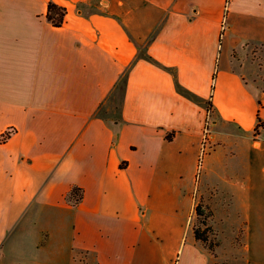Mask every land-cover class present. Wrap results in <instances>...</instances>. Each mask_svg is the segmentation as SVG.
I'll return each instance as SVG.
<instances>
[{
  "label": "crops",
  "instance_id": "0c3cea01",
  "mask_svg": "<svg viewBox=\"0 0 264 264\" xmlns=\"http://www.w3.org/2000/svg\"><path fill=\"white\" fill-rule=\"evenodd\" d=\"M258 19L264 0H0V264H51L14 256V235L45 250L52 207L73 238L64 264H217L190 219L197 198L215 220L221 197L237 264H264V81L228 55Z\"/></svg>",
  "mask_w": 264,
  "mask_h": 264
},
{
  "label": "rangeland",
  "instance_id": "374dc122",
  "mask_svg": "<svg viewBox=\"0 0 264 264\" xmlns=\"http://www.w3.org/2000/svg\"><path fill=\"white\" fill-rule=\"evenodd\" d=\"M264 28V23L262 20L258 19L253 21L252 23H247L244 25V30L240 34L243 37V42H232V44L228 47V55L230 56L232 61H237L238 64H245L250 69L251 74L259 79L264 81V43L253 41L255 39L254 35L261 31ZM239 35V36H240ZM227 38L226 33L224 31V36H222L223 40ZM264 90V84H262ZM258 126H262L261 123ZM258 129V127H257ZM256 129V130H257ZM7 134H4V137ZM256 131L254 134V138L256 139ZM223 150L222 154L229 152L230 148H234L233 144L234 137L229 132H224ZM257 142L264 143V141ZM212 146L210 149H213L215 143L211 139ZM208 150L207 152L211 151ZM225 153L223 154L222 160H225ZM231 162L244 160L241 157H229ZM215 180V178H213ZM222 186V184H221ZM71 193V192H70ZM68 202L75 203L78 202L82 192H78L75 197L70 196L68 194ZM202 203L203 201L196 198V204ZM188 203L187 198L181 197L180 204L186 205ZM228 198L221 197V199L217 200V213L215 220L213 217H209L207 219V224L202 223V218L197 217L195 215L190 219V224L194 227L199 228L200 230H208V226H211L212 230H209L210 240L213 244H215L216 255L212 253L214 257H218L219 255L224 258L226 261L220 262L217 264H237L238 258L241 257L242 253L246 251H242L240 247H238L235 243H233V239L236 236V240L241 239L242 233L238 231V226L240 225V219L236 212V207L234 202H231L228 206ZM204 206L206 204L204 203ZM207 210L212 209L211 205H207ZM214 211V210H213ZM67 218L65 212L63 210L52 207L50 211L46 212V214L42 217L43 225L49 227L51 233L50 244L42 250H38L37 248L33 249L30 242L33 234L27 232V229L23 231H19L14 235V242L16 248L14 250V256H22V257H31V258H45L50 259L51 264H64L65 260L70 257L71 248L70 244L73 243V238L70 232L68 231L67 226H64V220ZM213 220L215 223H213ZM215 224V227H214ZM241 230L243 227L240 228ZM238 231V232H237ZM237 232V233H236ZM50 235V234H48Z\"/></svg>",
  "mask_w": 264,
  "mask_h": 264
},
{
  "label": "trees",
  "instance_id": "16d2710c",
  "mask_svg": "<svg viewBox=\"0 0 264 264\" xmlns=\"http://www.w3.org/2000/svg\"><path fill=\"white\" fill-rule=\"evenodd\" d=\"M64 14H65L64 8L58 6L57 4L53 2H49L47 16L54 23V25L56 26L62 25ZM211 107H212V102L210 101L209 109H211ZM79 191L82 192L81 188L73 187L71 190L70 196L75 197ZM206 207L207 206H204V204L201 202L197 203L195 207V213L197 217L202 218L203 224H207V219L209 217H213L214 215V211L212 209L207 210ZM209 230H212L211 226H208V230H200L199 228L194 227L195 237L196 239L202 241L205 244V246L208 247V249L214 255H216L215 244H213L212 241L210 240Z\"/></svg>",
  "mask_w": 264,
  "mask_h": 264
},
{
  "label": "built area",
  "instance_id": "2783aa9c",
  "mask_svg": "<svg viewBox=\"0 0 264 264\" xmlns=\"http://www.w3.org/2000/svg\"><path fill=\"white\" fill-rule=\"evenodd\" d=\"M81 1H89V0H81ZM263 127L258 126V129L256 130V139L259 141H264V133H263ZM212 142L211 138L209 137V128L206 127L204 132V140H203V147H202V156L207 153V151L211 148ZM211 150V149H210Z\"/></svg>",
  "mask_w": 264,
  "mask_h": 264
}]
</instances>
